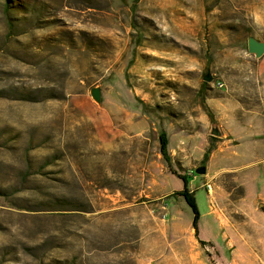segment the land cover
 I'll list each match as a JSON object with an SVG mask.
<instances>
[{"label":"rangeland","instance_id":"rangeland-1","mask_svg":"<svg viewBox=\"0 0 264 264\" xmlns=\"http://www.w3.org/2000/svg\"><path fill=\"white\" fill-rule=\"evenodd\" d=\"M248 37L264 41V0H0V264H264ZM162 132L186 183L127 169Z\"/></svg>","mask_w":264,"mask_h":264},{"label":"crops","instance_id":"crops-1","mask_svg":"<svg viewBox=\"0 0 264 264\" xmlns=\"http://www.w3.org/2000/svg\"><path fill=\"white\" fill-rule=\"evenodd\" d=\"M135 134H137L136 131ZM148 150L149 142L142 140L138 151L140 153L139 157L129 161L127 169L131 175L146 177V179L150 180L152 183L157 184V177L164 176L166 178L169 173H167V166L161 160V156L156 153L154 157L148 158ZM160 190L161 191L153 194V196H165L169 191H167V188H160ZM177 191L179 192L181 190L178 188Z\"/></svg>","mask_w":264,"mask_h":264},{"label":"water","instance_id":"water-1","mask_svg":"<svg viewBox=\"0 0 264 264\" xmlns=\"http://www.w3.org/2000/svg\"><path fill=\"white\" fill-rule=\"evenodd\" d=\"M246 51L249 55H252L254 58L259 59L264 55V41H259L255 39L254 37H248L246 40ZM212 80L211 74L207 72L203 76L204 82H210ZM91 99L99 104L101 102V91L99 87H92L89 91ZM209 136L211 137H221V131L219 130V127L216 123H211L210 130H209ZM194 173L201 175L205 173V167L201 166L194 169ZM172 201H174V198L171 197Z\"/></svg>","mask_w":264,"mask_h":264},{"label":"trees","instance_id":"trees-1","mask_svg":"<svg viewBox=\"0 0 264 264\" xmlns=\"http://www.w3.org/2000/svg\"><path fill=\"white\" fill-rule=\"evenodd\" d=\"M208 116H209V118H211L210 114ZM158 143H159L160 156L163 159V161L165 162L166 166L168 167L169 172L173 175H176L178 178H182L184 180V183H186L187 174L184 176H180V175H177L175 172H173V170L171 169L170 155H169L168 150H167V137H166V134L164 132L159 134ZM211 151H212V147H210V146L207 147V149L205 150V152L203 153V156H202V164H205L208 161V157L210 156ZM177 195L182 196L184 198L185 202L192 209L193 214L196 217L197 214H196V208L194 205L193 192L190 191L186 187V184H184L183 189L181 191H179L177 193ZM192 229L194 230L195 236H197V229H196L195 223H193Z\"/></svg>","mask_w":264,"mask_h":264},{"label":"built area","instance_id":"built-area-1","mask_svg":"<svg viewBox=\"0 0 264 264\" xmlns=\"http://www.w3.org/2000/svg\"><path fill=\"white\" fill-rule=\"evenodd\" d=\"M220 86V85H219ZM193 171H189V174H192ZM205 189L206 191L210 192L211 191V185L210 184H206L205 185Z\"/></svg>","mask_w":264,"mask_h":264}]
</instances>
